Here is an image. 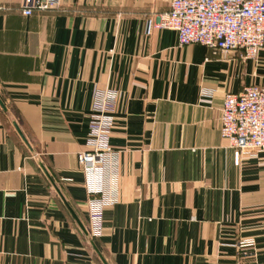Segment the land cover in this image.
Listing matches in <instances>:
<instances>
[{"label":"crops","instance_id":"0c3cea01","mask_svg":"<svg viewBox=\"0 0 264 264\" xmlns=\"http://www.w3.org/2000/svg\"><path fill=\"white\" fill-rule=\"evenodd\" d=\"M23 1L0 0V264H264V150L221 133L264 50L179 46L171 0ZM108 146L93 207L78 154Z\"/></svg>","mask_w":264,"mask_h":264},{"label":"built area","instance_id":"2783aa9c","mask_svg":"<svg viewBox=\"0 0 264 264\" xmlns=\"http://www.w3.org/2000/svg\"><path fill=\"white\" fill-rule=\"evenodd\" d=\"M61 10V0H24L22 5L26 15ZM153 26L176 31L179 46L197 43L225 54L242 51L244 58H256L264 50V0H171L170 10L156 14ZM221 133L235 149L237 162L245 151L264 150V85L226 94ZM102 134L104 137L105 132ZM114 152L108 146L78 154L93 207L114 202L96 198L104 191L105 165ZM93 215L98 219L96 212ZM248 245L251 242L241 244Z\"/></svg>","mask_w":264,"mask_h":264},{"label":"water","instance_id":"95a60500","mask_svg":"<svg viewBox=\"0 0 264 264\" xmlns=\"http://www.w3.org/2000/svg\"><path fill=\"white\" fill-rule=\"evenodd\" d=\"M16 129L18 130V132L20 133V135L22 136V138L26 141V138L24 137L23 133L21 132V130L19 129V127L17 125H16ZM69 208H70L72 214L75 216V218H77L76 215H75V213H74V211L72 210V208L71 207H69Z\"/></svg>","mask_w":264,"mask_h":264}]
</instances>
